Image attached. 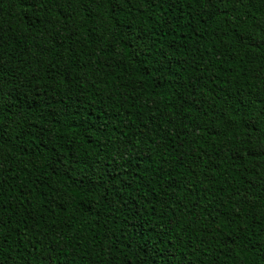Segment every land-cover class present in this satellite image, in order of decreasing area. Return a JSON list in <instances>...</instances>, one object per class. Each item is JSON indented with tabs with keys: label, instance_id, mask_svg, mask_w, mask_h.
<instances>
[{
	"label": "trees",
	"instance_id": "obj_1",
	"mask_svg": "<svg viewBox=\"0 0 264 264\" xmlns=\"http://www.w3.org/2000/svg\"><path fill=\"white\" fill-rule=\"evenodd\" d=\"M264 0H0V264H264Z\"/></svg>",
	"mask_w": 264,
	"mask_h": 264
},
{
	"label": "snow or ice",
	"instance_id": "obj_2",
	"mask_svg": "<svg viewBox=\"0 0 264 264\" xmlns=\"http://www.w3.org/2000/svg\"><path fill=\"white\" fill-rule=\"evenodd\" d=\"M262 30H264V29H262ZM262 39H264V38H262ZM5 135H7L6 131H0V147L3 146V138Z\"/></svg>",
	"mask_w": 264,
	"mask_h": 264
}]
</instances>
